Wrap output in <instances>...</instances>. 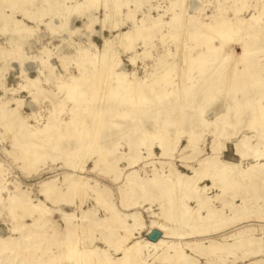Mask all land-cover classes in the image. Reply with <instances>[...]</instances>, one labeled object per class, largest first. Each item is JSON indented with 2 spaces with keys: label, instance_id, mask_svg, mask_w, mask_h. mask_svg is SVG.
I'll return each mask as SVG.
<instances>
[{
  "label": "rangeland",
  "instance_id": "obj_1",
  "mask_svg": "<svg viewBox=\"0 0 264 264\" xmlns=\"http://www.w3.org/2000/svg\"><path fill=\"white\" fill-rule=\"evenodd\" d=\"M218 28L226 37L207 41ZM119 75L132 86L111 102ZM99 109L105 115L95 121ZM114 113L128 120L112 119ZM258 114L264 117V0H0V264H86L66 254L74 242L83 252L85 238L121 263L114 241L125 229L132 240L178 244L184 264H264V118L258 122ZM5 121L25 134L80 123L91 134L106 126L111 132L102 134V154L89 148L97 142L91 135L85 156L65 162L76 142L62 131L65 137L52 141L55 152L51 147L29 169L18 160L22 144L12 145L25 134ZM215 158L237 171H208L206 162ZM132 171L133 206L124 196ZM174 172L196 181L185 189ZM72 174L89 185L82 195L64 182ZM50 187L49 201L40 191ZM168 200L188 212L191 228L178 229L162 212ZM39 203L52 214L24 207ZM172 228L182 235L168 233ZM153 229L160 232L154 240ZM34 235L40 240L28 253ZM163 251L153 264H174L161 258ZM142 258L153 261L146 252Z\"/></svg>",
  "mask_w": 264,
  "mask_h": 264
},
{
  "label": "bare ground",
  "instance_id": "obj_2",
  "mask_svg": "<svg viewBox=\"0 0 264 264\" xmlns=\"http://www.w3.org/2000/svg\"><path fill=\"white\" fill-rule=\"evenodd\" d=\"M114 23V22H113ZM112 25V24H111ZM142 27V26H141ZM159 28V27H158ZM138 30L136 31L135 30V33H137ZM133 33V32H132ZM131 33V34H132ZM142 32L140 31V34ZM17 35V31L15 33ZM134 34V33H133ZM138 34V33H137ZM143 34V33H142ZM214 35H218L221 40L224 39L226 37V31H223L222 28H218V29H213L210 33L209 36H207V41H210L212 39L215 38ZM126 36V35H125ZM132 37L134 35H131ZM136 36H134L135 38ZM132 39V38H131ZM124 41H125V38H124ZM127 42H129V40L126 39ZM125 41V43H126ZM220 41V40H219ZM123 42V41H122ZM212 42V41H211ZM124 43V44H125ZM223 43V42H222ZM122 44V45H124ZM126 45V44H125ZM127 47V46H126ZM216 49H212L210 48L209 49V52H215ZM110 52V50H109ZM109 52L107 54H109ZM208 51H206L205 53H207ZM111 54V53H110ZM209 54V53H208ZM112 56V55H111ZM108 57V55L106 56V58ZM110 57V55H109ZM104 58V60L106 59ZM111 58V57H110ZM103 60V62H104ZM215 61V60H214ZM106 63L107 60H105ZM95 64V61H91L90 62V65H94ZM104 63H102L103 65ZM114 64V63H113ZM233 65V64H232ZM104 66V65H103ZM108 66V65H106ZM110 66V64H109ZM103 68V67H101ZM112 68V66H111ZM110 68V69H111ZM109 69V68H108ZM102 70V69H100ZM93 74L95 73V70H93ZM110 71V70H109ZM100 72V71H99ZM105 75V71L104 72H100V74L97 75V78L99 76H103ZM96 76V74H95ZM94 77V76H93ZM119 79L115 77V79L113 80V85H111V89L112 90V93H111V96L113 97L111 102H114V98L116 99H119L117 93L121 94L120 92H123V91H126V94H127V88L129 85V83L125 82V80L123 79L124 77H122V75H119ZM95 78V77H94ZM107 78V77H106ZM95 80V79H94ZM101 80V79H100ZM100 80H96V81H100ZM105 80V79H104ZM95 81V82H96ZM86 82V81H85ZM102 82V80H101ZM102 84V83H101ZM99 85V84H98ZM132 86V85H131ZM130 87V86H129ZM99 88V87H97ZM96 88V89H97ZM204 88V87H203ZM107 89V88H106ZM126 89V90H125ZM95 90V89H94ZM98 90V89H97ZM96 90V91H97ZM103 90V89H102ZM101 90V91H102ZM109 91V90H108ZM133 91V90H132ZM136 92V91H135ZM96 93V92H95ZM99 93V92H98ZM131 93V91H130ZM128 93V94H130ZM160 93V92H159ZM158 93V94H159ZM84 94V93H83ZM83 94L81 95V97L83 96ZM90 94V93H89ZM108 94V93H107ZM93 95V93H92ZM96 95V94H95ZM105 95V94H104ZM117 95V96H116ZM135 95H138V94H135ZM160 95V94H159ZM178 95V94H177ZM108 96V95H107ZM111 96H110V99H111ZM123 96H124V93H123ZM128 96H132V98L134 97L133 95H128ZM84 97V96H83ZM94 97V96H93ZM101 97V96H100ZM109 97V96H108ZM91 98V97H90ZM95 98V97H94ZM125 98V97H123ZM131 98V97H130ZM116 99V101H118ZM129 99V98H128ZM135 99V98H134ZM139 100V98L137 97L135 100H136V103H138L137 101ZM151 99H156L155 97L151 98ZM93 100V99H92ZM96 98L94 99L93 102H95ZM108 100V98L106 99ZM133 100V99H132ZM141 101L143 100H148L147 98H141L140 99ZM84 101V100H83ZM82 101V102H83ZM109 101V102H110ZM115 101V102H116ZM121 101V100H120ZM131 101V100H130ZM127 102L128 104L132 103V102ZM92 102V101H91ZM135 103V102H134ZM136 103L134 106H136ZM143 104V102H139V104ZM145 103V101H144ZM115 104V103H113ZM138 104V105H139ZM133 105V104H132ZM102 107V106H101ZM137 108V106H136ZM262 109V108H261ZM76 110V109H75ZM80 110H83V109H80ZM139 110V109H138ZM86 111V110H85ZM85 111L83 110V114L85 113ZM258 111H259V108H258ZM256 111V112H258ZM80 112V111H79ZM101 112L103 113L104 111L102 110H96L95 112V121H98L99 119H102V116L105 115V112L103 114H101ZM107 113V112H106ZM80 114V113H79ZM82 114H80L79 116V119L81 121V118L84 116ZM101 114V115H100ZM260 114V113H259ZM258 114V116H259ZM262 116V115H261ZM259 116V119L260 118H264L263 116L261 117ZM78 117V116H77ZM76 117V118H77ZM256 117V116H255ZM84 118V117H83ZM104 118V117H103ZM112 119L113 118H116L117 120H124V119H127L128 118V115L127 114H117V113H114L111 117ZM258 118V117H257ZM137 119V118H136ZM262 119H260L258 122H261ZM78 120V118H77ZM128 120V119H127ZM255 120V119H254ZM79 121V122H80ZM94 121V120H93ZM6 122V121H5ZM139 122V121H138ZM256 122V121H255ZM6 123H8L9 125H11V128H14L16 130L17 133H24L25 132L21 129L20 126H15L12 124L11 121H7ZM99 124V123H98ZM80 124L76 125V127H73V126H69V125H66L65 127H58L56 129H53L51 130L50 128H48L47 126L44 127V129H41V130H37L35 133H30V134H25L24 137H19V139L17 138V140L13 139V143L12 145L13 146H18L19 144H22L23 146V151L21 153H19V161L21 160V162L23 163L22 166H28L29 169L30 167L32 166H35V164L37 162H42L43 160H45V158L48 157L49 155V151L48 149H50L52 147V150L53 152L54 151V148L52 146V141L56 140V141H60L62 140L65 136H67V138L70 137L71 138H74L75 139V151L73 153H68L67 156H66V159L65 162H71V161H74V160H77L79 158H81L84 154L81 152V149H82V146L83 145H86V142H87V137L88 136H93V140H96L97 142L95 143L96 145H93V146H89V148L91 147V151L93 152H99V153H103L105 148L103 147L102 145V137L104 134H107L108 132H111V130L109 128H107V126L104 128V130H98V129H93V132L91 134V127H81ZM107 125V124H106ZM141 125V124H140ZM263 125V124H262ZM142 126V125H141ZM62 131H64V133L66 134L65 136L62 137ZM117 131V130H116ZM104 133V134H103ZM154 135L155 134H159V130L156 128L154 131H153ZM152 133V135H153ZM68 134V135H67ZM103 134V135H102ZM153 135V136H154ZM155 137V136H154ZM142 138V137H141ZM156 138L160 139V146H162L165 151L166 149L169 150L170 145H168L167 143V140L162 138V137H159L157 136ZM29 139H32L31 141ZM23 140V142L21 141ZM55 141V142H56ZM29 142V143H28ZM169 142V141H168ZM91 143V142H89ZM142 141H140V144L141 145ZM92 144V143H91ZM152 144V143H150ZM171 150V149H170ZM45 151H48L45 153ZM90 151V150H89ZM93 152V153H94ZM52 153V151H51ZM92 153H90V156H91ZM85 156V155H84ZM83 158V157H82ZM85 158V157H84ZM89 159V158H87ZM87 160H84L82 162V165H81V170H83L84 168V164L86 163ZM111 165V163H110ZM206 168L208 167V171L209 170H214L215 172H218L220 174H225V175H228V174H231V173H234L235 171H237V168H236V165L232 164L233 166L230 168V169H227L226 168V164L223 163V162H220L218 161L216 158L214 160H208L206 162ZM74 167V166H73ZM114 167V166H113ZM24 168V167H23ZM76 170V168H74ZM112 169V168H111ZM115 170V172L119 175L118 171H117V168H113ZM32 170V169H31ZM136 175H137V172L136 171H132L131 173H129L126 177V187L128 188V192H125L124 193V196H125V199L132 202L133 201V197H132V194L134 192H136V189H135V186L137 185V181H136ZM173 180L175 183H178V184H182L183 187L185 189H188L196 180L194 178H186V179H182L180 177V175L177 174V172H174L173 174ZM118 176H116L117 178ZM154 177H158L157 175V172L154 174ZM157 179V178H156ZM50 182V181H49ZM54 181H51V183H53ZM64 182L67 184V188L69 190V192L73 193L74 195L76 196H79V195H82L84 193V191L86 190L88 183L86 182L85 179H83L81 176H78V175H67L64 177ZM151 183V180L149 181ZM48 184V182H47ZM95 184V183H94ZM96 185V184H95ZM89 188V187H88ZM92 188V191L96 193V191L93 189L94 187H90ZM54 189L53 188H47L45 191L43 190L41 193L43 195H46L47 199L50 201V194L51 192H53ZM196 191H197V188H195V191L194 193L196 194ZM161 194V193H160ZM159 194V195H160ZM164 194V193H163ZM160 197V196H159ZM196 198L200 199L201 197L199 195H195ZM160 198H163L160 197ZM52 203L54 202V205L56 204V200L53 198L51 199ZM134 202V201H133ZM168 206H169V209H166L163 207L161 208L162 209V212H168L170 215L172 222L178 226L177 228L181 229V230H184L182 227H186V228H191L192 226V223L191 222H188V212L184 209H182V207H180L179 205H177V203L171 201V200H168L167 202ZM135 204L134 203H131V206H133ZM108 209L110 210V213L119 221V223L121 225H124V220L125 219H121L119 216H118V212L117 210L114 208L113 204L109 203L108 205ZM166 206V205H165ZM24 207L30 212V213H46V214H49L51 215L53 211H51L50 209H48L45 205H43L42 203H39L38 205H34L33 207H29L28 204L27 205H24ZM105 207V206H104ZM167 207V206H166ZM61 216L63 218H66L67 216L65 214H62L60 213ZM65 215V216H64ZM111 215V216H112ZM82 216V215H81ZM132 217L134 218L135 216L132 215ZM74 219V218H73ZM82 219V218H81ZM167 219V218H166ZM84 220V219H83ZM82 222V221H81ZM170 222V221H169ZM172 223V224H173ZM171 224V225H172ZM77 226V225H76ZM120 226V225H119ZM156 228H158V230H160L161 232H165V228L162 227V226H157ZM168 229V233H170L171 235H175V236H181L182 235V231H178V229ZM83 229V228H82ZM87 229V228H86ZM84 230V229H83ZM82 230V231H83ZM87 231V230H86ZM139 232L141 231V229L138 230ZM138 232V234H139ZM87 234V233H86ZM85 237V236H84ZM112 237V236H111ZM37 239V240H36ZM40 240V237H38L37 235H34L33 237L30 238V240L28 241V248L29 250L28 253H30L29 251H31L35 242ZM132 240V235L130 232H128V230L125 229L124 231V234L121 235L118 240L114 241L115 243V246H118V248H120L121 250V254H122V257H123V261L120 263V262H116V261H112L111 259L108 258V255H107V252L104 251V250H99V249H94L92 248V246H90V243L89 241H87V239L85 238V241H84V244H83V252H79L78 248L76 247V245L74 243H77V242H74L72 243L71 245V248L67 249L66 251H68L66 254H67V257L74 263H78L80 260L82 261L83 259L85 260V263L86 264H139L140 262H142V264H153V262H156L160 259L159 256V253L160 250H163L164 249V254L166 255L165 257H161L163 260H171L173 261L174 264H184V262H187L188 263V259L186 258V255L183 251V249L178 245V244H173V243H169V242H166L164 241L163 239L162 240H159V242L157 243H151V242H148V241H141L139 240L138 237L134 238L132 240V242H130ZM2 241V240H0ZM3 242V241H2ZM150 251H152V253H150ZM147 253L148 257H152L153 258V261L151 263H147L145 262V260L142 258V255L143 253ZM27 253V254H28ZM55 261H53L54 263ZM51 263V264H53ZM80 263V262H79ZM84 263V262H83ZM82 264V263H81Z\"/></svg>",
  "mask_w": 264,
  "mask_h": 264
},
{
  "label": "water",
  "instance_id": "obj_3",
  "mask_svg": "<svg viewBox=\"0 0 264 264\" xmlns=\"http://www.w3.org/2000/svg\"><path fill=\"white\" fill-rule=\"evenodd\" d=\"M158 236H160V232H159L158 230H156V229H153V230L149 233L148 238L154 240V239H156Z\"/></svg>",
  "mask_w": 264,
  "mask_h": 264
},
{
  "label": "crops",
  "instance_id": "obj_4",
  "mask_svg": "<svg viewBox=\"0 0 264 264\" xmlns=\"http://www.w3.org/2000/svg\"><path fill=\"white\" fill-rule=\"evenodd\" d=\"M42 191H43V190L40 191V194H41ZM41 195H42V194H41ZM54 199L57 201L56 197H55Z\"/></svg>",
  "mask_w": 264,
  "mask_h": 264
}]
</instances>
